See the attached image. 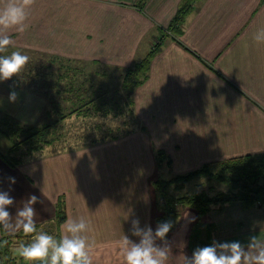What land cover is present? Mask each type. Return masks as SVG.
Returning a JSON list of instances; mask_svg holds the SVG:
<instances>
[{
  "label": "crops",
  "instance_id": "crops-1",
  "mask_svg": "<svg viewBox=\"0 0 264 264\" xmlns=\"http://www.w3.org/2000/svg\"><path fill=\"white\" fill-rule=\"evenodd\" d=\"M136 2L30 0L28 28L24 32L9 29L12 43L0 53L20 50L29 56L21 72L0 81V121L7 118L27 126L51 122L53 111L47 108V95H52L53 89L47 82L55 76L59 60L85 64L98 75L121 72L158 40L182 0H144L140 8ZM258 27H264V0H193L179 36L162 38L160 50L150 60L147 78L133 91L132 108L139 123L116 138L94 141L70 152H54L51 143L45 144L22 153L21 160L10 165L3 156L9 158L11 141L0 130V189L14 197L10 213L14 215L22 200L35 194L36 224L50 222L56 235L62 234L64 221L58 227L54 223L55 204L61 198L65 219L84 216L90 222L86 235L93 242V264H123L117 243L123 232H130L131 219L146 222L148 208V224L154 229L162 214L151 183L156 176L147 184V207L142 203L134 213L138 205L133 204L135 191L128 179L134 174L127 171V165L133 159H146V140L152 143L156 170L165 168L168 175L183 172L174 167L173 155L177 153L159 145L163 142L189 143L184 150L186 160H200L197 166L264 152V42L252 39ZM52 56H57L55 64ZM80 76L75 85L84 82ZM90 77L101 92L93 75ZM42 79L43 88L38 86ZM10 92L16 93L14 101L8 99ZM106 116L115 117L109 112L100 118ZM118 143L123 145V153H116ZM154 148L167 151L169 167H157ZM10 176L15 177L14 184H10ZM126 193L129 205L122 207ZM177 208L179 215L166 234L173 244L166 264H183V255L190 256L193 248L206 241L238 239L246 243L251 235L264 238V205L260 203L246 206L233 200L212 205L202 215L189 205ZM9 238L0 234V239ZM11 244L18 242H10V248Z\"/></svg>",
  "mask_w": 264,
  "mask_h": 264
},
{
  "label": "trees",
  "instance_id": "trees-1",
  "mask_svg": "<svg viewBox=\"0 0 264 264\" xmlns=\"http://www.w3.org/2000/svg\"><path fill=\"white\" fill-rule=\"evenodd\" d=\"M192 1L182 0L167 28L162 30V34L158 40L154 41L141 58L122 69L120 73V87L123 94L121 97L110 96L107 98L105 91L99 92L96 90L91 78L86 86L84 82L75 85L77 76L83 74L85 79L90 73L85 72L81 66H76V64L71 65V62L69 64L62 63L59 60L55 67V76L50 82H47V87L53 89V94L47 95L49 108H52L53 114H57L58 117H54L51 122L42 123L37 126H25L14 120L12 122V120L7 118L1 120L0 130L11 141L9 158L6 155H2L6 162L14 165L21 160L22 153H29L42 148L45 144H50L54 139L48 136L49 128H53L61 119L72 113H75L77 116H89L93 113L107 115L109 112H112L113 116L116 117L118 114L126 112L131 118H134L135 115L132 108L133 91L136 86L147 78L150 60L160 50L162 38L168 35L174 38L179 36L181 23L185 15L190 11ZM143 2L144 0H137L136 6L140 8ZM56 58L57 56H52L54 64ZM82 65L85 68V64ZM63 78L66 80L62 81ZM84 79L80 81H84ZM38 82V86L43 88L44 79L41 82L38 80ZM61 101L66 104H63ZM94 126L100 129L102 124L96 122ZM133 127L132 125L130 128L126 126L121 132H129ZM119 133L106 132L100 138L96 137L95 139L94 137L90 141L102 140L108 137L116 138L119 136ZM21 146L25 147V151L21 150ZM154 153L158 168L162 169L164 166H170V156L163 149H155ZM199 178H206L207 181L213 180L225 185L226 188L216 190L211 194L209 193V189L213 188L212 185L199 191H183L191 180ZM151 183L161 202L160 209L162 214L158 217V221L171 220L174 222L175 218L179 215L178 205L195 207L199 215L207 212L212 208V205L223 204L233 200H239L246 206L254 203L264 205V152L246 153L206 162L184 173L163 175L160 170V173ZM65 216L63 200L58 198L55 204L54 223L56 227L64 221ZM21 234L19 233L14 236ZM205 244L209 243L206 241L202 245ZM7 251V247L0 248V264H25L21 258L18 261L15 257L10 256Z\"/></svg>",
  "mask_w": 264,
  "mask_h": 264
},
{
  "label": "clouds",
  "instance_id": "clouds-1",
  "mask_svg": "<svg viewBox=\"0 0 264 264\" xmlns=\"http://www.w3.org/2000/svg\"><path fill=\"white\" fill-rule=\"evenodd\" d=\"M29 4L30 0H4L0 4V53H5L12 43L7 34L9 29L24 32L28 28ZM252 39L264 42V27H258ZM28 61L29 56L20 50L0 54V81L17 75ZM8 99L14 101L16 93L10 92ZM8 180L10 184L15 183V177L10 176ZM37 200V195L29 194L12 215L9 206L13 205L14 197L8 190L0 189V234L22 233L29 237L18 243L15 254L25 264H93V242L86 235L89 220L84 216H69L63 222L62 234L38 231L33 207ZM127 215H131V210ZM172 226L173 221L161 220L153 229L150 225L141 226L139 218L131 219V235L138 239H131L123 232L118 243L123 264H166L172 256V246L166 236ZM7 242V239H0V244ZM183 264H264V238L251 235L246 243L238 239L213 240L193 248L190 256L184 254Z\"/></svg>",
  "mask_w": 264,
  "mask_h": 264
},
{
  "label": "rangeland",
  "instance_id": "rangeland-1",
  "mask_svg": "<svg viewBox=\"0 0 264 264\" xmlns=\"http://www.w3.org/2000/svg\"><path fill=\"white\" fill-rule=\"evenodd\" d=\"M33 54H35V52L31 53V55H33ZM40 55L42 57V54H40V53H37L34 56L39 58ZM73 65H74V63H73ZM76 66H81L85 72L90 73L91 76L93 75L95 83L101 86L100 89L102 91H105V93H106L105 96L107 98H109L110 96H115V97L120 96L121 97V95L123 94L122 89L120 87V73L122 72V70H121V72L109 71L108 73L98 75L95 72H92L91 69L84 68V65H82V63L76 64ZM89 67H90V64H89ZM95 67H99V66L97 65ZM90 75H87V77L84 79V85L85 86L88 85V83L90 82L89 81V79L91 78ZM80 79H83V74H81ZM103 94H104V92H103ZM47 103H48L47 108H49L50 107L49 100H47ZM62 103H65V102H62ZM101 115H102L101 113H93L92 115H89V116H82V115L77 116V115H75V113H72V114L67 116L68 118L64 117L63 119H61L56 124V126H54L53 128L50 127L48 130V136L51 139H54L51 142V144H52L51 146L53 147L51 149H53L54 152H60V151L70 152V151L75 150V149L80 150V149L88 147L89 144L93 143L94 141H90V139H92L94 137H95V139H96V137L100 138L106 132H110L113 134L120 132L119 135H122V134H124V132H121V130H124L126 128V126H128V128H130L131 125L133 127L139 123L136 121L135 116H134V118H131V116H129V114H127L126 112H124V114H122V113L118 114L116 117L111 118V119H109L108 116L100 118ZM54 117L56 118V117H58V115L53 114V119H54ZM96 122L102 124V127L100 129L96 128L94 126V124ZM19 124H22V123H19ZM22 125H25V124H22ZM116 126H119L120 128L116 127ZM49 131H51V133H49ZM108 135H109V133H108ZM96 141H100V140L97 139ZM151 144L152 143H148L146 140V149L143 150V152L146 153V159H133L131 161L128 160L129 164L127 165V171L130 169L134 174L131 178L130 177L128 178L132 182L133 189L135 191L134 192V198H133V204L138 205L137 208L134 209V213L136 211H138L139 207L142 206V203H143V207L145 206V204L147 207V203L149 200L148 190H147L148 181L153 176H157V174L160 171L158 169L156 170L155 166L153 165V160H152V156L150 153V145ZM187 144H189V143H187ZM187 144L180 143L178 145L177 144L173 145V143H171V142H163L162 144H159V145H163L164 148L165 147L169 148V150L171 152L177 153V155H175V154H174L175 156L173 155V159L175 162L174 167L178 171L183 172V173L186 170L189 171V169H187L188 167L190 168L192 166L193 168H190V170H191V169H194V166L198 167L197 165H199V163H201L200 160H196V159L195 160L194 159L186 160L187 159V156H186L187 151L185 152L184 150H186ZM122 147H123V145H121L120 143L116 144L115 151L117 154L121 153L123 151ZM156 149H162V148H156ZM173 149L175 151H173ZM153 150L155 152V148ZM163 150L167 153V151L165 149H163ZM125 151L129 152V150H125ZM182 151H184V152H182ZM180 153H182V154H180ZM117 161L121 162V159L119 158V159H117ZM193 163H195V164H193ZM140 165H143V167L141 168ZM135 168L138 170L137 172H136ZM161 173L163 175H168L165 168H163ZM125 178H127V177H122L121 179H125ZM125 180H127V179H125ZM124 185H126V183H124ZM209 185L213 186V188L209 189L210 194L216 190H223L226 188L225 185L217 183L213 180L207 181L206 178H199V179L191 180V182H189L188 185L185 186V189L183 191H186V190L191 191V192L199 191L201 189L207 188ZM126 196H127V198H129V193L125 194L124 199H122V203L118 199V205H120V203H121L122 207L129 205V200H125ZM139 204H141V205H139ZM147 211H148V208H146V222H144V220H143L142 224H140L141 226H144L145 224L149 225L148 219H147L148 218ZM179 211H180V209H179ZM144 217H145V214L143 215V218ZM118 226H119V224H118ZM121 226H124L123 227V230H124L126 224L121 225ZM41 229L49 231L50 233L56 235V230H55L54 226L52 224H50V222L37 225V230L39 231ZM126 234L129 235V234H131V232L128 231V232H126ZM9 237L10 238L8 239V241H9L8 245L2 244V247L3 248L7 247L8 248L7 252L9 253V255L15 257V259L19 261L20 257H18L15 254V248L18 244H16V245L11 244V248H10L9 244L12 241L14 243L15 242L19 243L20 241L26 240L29 237L25 236L24 234L19 235V237H17V236H9ZM171 242H173V241H171ZM118 243H117V245H118ZM171 245H173V244L171 243ZM177 246L178 245H176V247Z\"/></svg>",
  "mask_w": 264,
  "mask_h": 264
}]
</instances>
